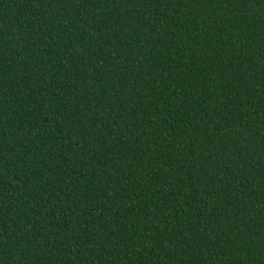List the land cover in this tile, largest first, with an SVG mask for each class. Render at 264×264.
Segmentation results:
<instances>
[{
  "label": "trees",
  "instance_id": "1",
  "mask_svg": "<svg viewBox=\"0 0 264 264\" xmlns=\"http://www.w3.org/2000/svg\"><path fill=\"white\" fill-rule=\"evenodd\" d=\"M0 264H264V0H0Z\"/></svg>",
  "mask_w": 264,
  "mask_h": 264
}]
</instances>
